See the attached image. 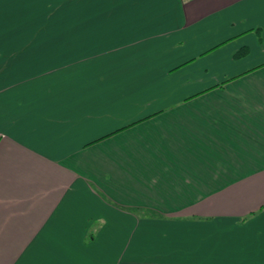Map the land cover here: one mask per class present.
Segmentation results:
<instances>
[{
	"label": "crops",
	"instance_id": "obj_1",
	"mask_svg": "<svg viewBox=\"0 0 264 264\" xmlns=\"http://www.w3.org/2000/svg\"><path fill=\"white\" fill-rule=\"evenodd\" d=\"M0 264H264V0H0Z\"/></svg>",
	"mask_w": 264,
	"mask_h": 264
},
{
	"label": "rangeland",
	"instance_id": "obj_2",
	"mask_svg": "<svg viewBox=\"0 0 264 264\" xmlns=\"http://www.w3.org/2000/svg\"><path fill=\"white\" fill-rule=\"evenodd\" d=\"M131 102V101H130ZM131 105H134L133 103H131Z\"/></svg>",
	"mask_w": 264,
	"mask_h": 264
}]
</instances>
